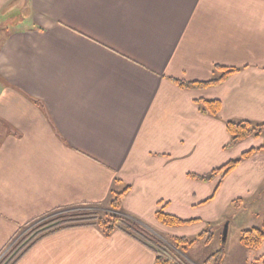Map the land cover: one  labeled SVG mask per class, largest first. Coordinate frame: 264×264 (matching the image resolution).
Here are the masks:
<instances>
[{
  "label": "crops",
  "instance_id": "obj_1",
  "mask_svg": "<svg viewBox=\"0 0 264 264\" xmlns=\"http://www.w3.org/2000/svg\"><path fill=\"white\" fill-rule=\"evenodd\" d=\"M0 31V255L34 218L80 203L109 210L115 192L121 214L158 238L187 236L160 208L225 222L235 201L261 200L264 151L225 177L192 175L264 143L263 132L231 145L227 128L264 123V0H0ZM217 65L237 70L202 89L177 83L219 78ZM156 258L125 231L82 225L45 235L14 264Z\"/></svg>",
  "mask_w": 264,
  "mask_h": 264
},
{
  "label": "trees",
  "instance_id": "obj_2",
  "mask_svg": "<svg viewBox=\"0 0 264 264\" xmlns=\"http://www.w3.org/2000/svg\"><path fill=\"white\" fill-rule=\"evenodd\" d=\"M218 69H224L225 72L219 78H215L209 81H180L177 83L184 88L202 89L209 86L216 85L223 81L229 74L235 72L236 68H225L223 66H216ZM202 111L217 115L220 111V103L218 100H202ZM227 128L231 135V145H234L249 137H259L264 132V123L253 124L248 121H230L227 122ZM258 151H264V143L258 147L252 148L249 151L243 153L239 158L232 160L224 166L212 171L206 175H192L201 181H211L216 176L221 175L225 177L230 171H232L242 160L250 158L254 153ZM123 192L113 193V197L110 201V209L103 211L94 209V206H90L93 203H80L72 206L58 207L41 216H38L31 220L35 222L44 216L56 213L57 215L47 219L43 223L37 224L35 229L30 233L29 237H26L24 242V248L21 253H15L10 258L4 259L0 264H14L20 256L29 249L37 240L41 239L45 235L59 231L65 228L82 226V225H94L100 228L105 234H111L115 230H122L133 237H137L142 242L146 243L157 254V264H189L186 261L179 258L177 251H183L185 247L193 245L198 239H203L207 235V231L201 232L195 239H187L186 237H173L169 243H164L160 238L151 234L142 224L131 218L125 217L121 214ZM238 202V200H237ZM89 206V207H88ZM76 207L77 209L68 210L65 209ZM65 210L66 212H62ZM61 211L62 213H60ZM58 212V213H57ZM158 219L167 226L175 227L179 225H187L193 222L192 219H182L175 215L168 214L164 211V208H160L157 212ZM212 239L209 235L206 239L208 243ZM240 242L244 246L259 248L264 242V225L262 227L247 228L241 232ZM182 246V247H181ZM183 248V249H182ZM182 249V250H181ZM225 257V248L221 247L215 254L206 260V263L214 262L213 264H222Z\"/></svg>",
  "mask_w": 264,
  "mask_h": 264
},
{
  "label": "rangeland",
  "instance_id": "obj_3",
  "mask_svg": "<svg viewBox=\"0 0 264 264\" xmlns=\"http://www.w3.org/2000/svg\"><path fill=\"white\" fill-rule=\"evenodd\" d=\"M4 35L5 32L0 31V41ZM257 195L261 197L260 201L255 202V204H252L251 207L247 205L248 202L244 201V204L241 206V210H237V205L242 203V200H239L238 202L235 201L233 205L225 211V222H207L202 220V218H195L192 219L193 222L190 224L175 226L186 228V230L183 231L185 233L183 235H187L185 236L187 239L192 240L197 238L198 230H205L207 231V236H212V239L208 243L206 242V238L198 239L193 245L185 247L184 249L182 248L183 251H177L176 253L178 254L179 258L189 264H213L214 262L206 263V260L215 254L221 247H224L225 257L222 264H264V242L259 248L247 247L240 242L242 229L262 227L264 225V191L262 193L260 191ZM90 206H94V209L99 210V208H108L109 204L93 203ZM73 209L77 208L73 207L65 210L68 211ZM65 210L62 212H66ZM59 212L62 213L61 211ZM56 215V213H52L51 215L44 216L35 222L30 221L22 225L14 239L1 253L0 262L5 258H10L15 253H21L24 248L26 237H29L30 233L35 229L37 224L41 222L43 223L47 219H50ZM227 224L229 226V231L227 233V238L225 239ZM154 233H156V235L159 236V238L164 243H169V241L173 239L166 233L159 234L155 231Z\"/></svg>",
  "mask_w": 264,
  "mask_h": 264
},
{
  "label": "water",
  "instance_id": "obj_4",
  "mask_svg": "<svg viewBox=\"0 0 264 264\" xmlns=\"http://www.w3.org/2000/svg\"><path fill=\"white\" fill-rule=\"evenodd\" d=\"M227 238V227H226V231H225V239Z\"/></svg>",
  "mask_w": 264,
  "mask_h": 264
}]
</instances>
